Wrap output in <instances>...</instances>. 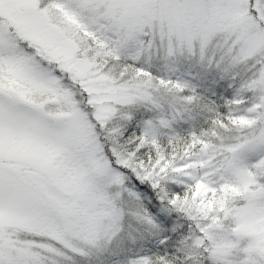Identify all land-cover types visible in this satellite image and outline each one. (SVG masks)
<instances>
[{
	"label": "snow or ice",
	"instance_id": "snow-or-ice-1",
	"mask_svg": "<svg viewBox=\"0 0 264 264\" xmlns=\"http://www.w3.org/2000/svg\"><path fill=\"white\" fill-rule=\"evenodd\" d=\"M0 264H264V0H0Z\"/></svg>",
	"mask_w": 264,
	"mask_h": 264
}]
</instances>
